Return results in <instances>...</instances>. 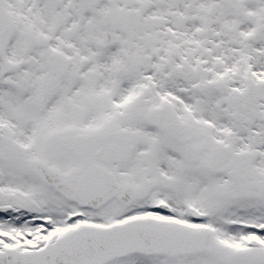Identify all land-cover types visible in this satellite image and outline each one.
Here are the masks:
<instances>
[{
	"label": "snow or ice",
	"instance_id": "1",
	"mask_svg": "<svg viewBox=\"0 0 264 264\" xmlns=\"http://www.w3.org/2000/svg\"><path fill=\"white\" fill-rule=\"evenodd\" d=\"M0 264H264V0H0Z\"/></svg>",
	"mask_w": 264,
	"mask_h": 264
}]
</instances>
